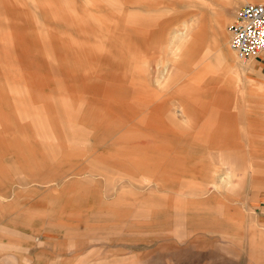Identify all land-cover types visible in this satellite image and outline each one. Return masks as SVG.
Here are the masks:
<instances>
[{
  "label": "crops",
  "instance_id": "0c3cea01",
  "mask_svg": "<svg viewBox=\"0 0 264 264\" xmlns=\"http://www.w3.org/2000/svg\"><path fill=\"white\" fill-rule=\"evenodd\" d=\"M88 1L0 0L2 254H7L9 246L17 250L24 240L33 243L43 239L34 230L57 227L72 232L80 230L85 238L97 241L120 238L123 229L136 227L144 230L145 237L156 232L180 241L191 232L195 221L211 229L209 218L206 222L199 212L214 211L201 208L211 205L221 208L219 213L228 214L223 221L233 211L232 204L219 200L232 195L231 185L216 184L225 177L217 165L207 160L208 150L222 147L231 136L232 129L224 124L222 114L213 127L205 124L196 130L193 118L188 119L186 129L180 131L175 127L177 120L185 125L182 112L187 109L208 110L214 117L215 107L222 110L227 107L225 87L203 89L211 93L212 99L206 101L196 102L197 97L192 95L202 88L199 82L203 74L224 69L222 56L213 53L217 39L223 45L226 42L223 24L215 22L216 28L211 24L212 31L218 34L208 35L204 28L205 13L210 11L208 20L216 21L218 11L212 5L221 7L231 0H206L198 7L193 6L199 28L180 41L171 58L177 60L192 52L195 61L205 59L210 64L204 70L195 67L174 88L179 92L178 116L166 112L161 98L167 85L175 82L161 79L157 75L161 68L149 78L147 62L142 64L149 57L145 54L152 42L148 29L159 26L161 16L159 13L145 16L140 12L151 13L157 3L91 0L90 5ZM131 4L140 11L122 15ZM108 10L114 13L113 17L104 13ZM154 46L166 47V41L155 42ZM162 58L165 67L168 59L163 55ZM251 59L253 69L264 74V52ZM191 83L198 88L188 87ZM188 101H195L198 107ZM223 116L225 119L226 114ZM209 120L206 123H211ZM261 139L255 142L260 143ZM197 140L208 145L201 148L194 143ZM224 155L226 160L220 164L225 170L235 173L232 167L243 166V160H232L229 153ZM253 163L262 168L257 166L255 170L254 190L258 192L264 190V155L256 157ZM238 173L234 174L240 180L236 186H242L243 168ZM140 193L143 199L139 201ZM257 195L261 201L264 199V194ZM261 201L239 211L246 220L240 223L243 226L237 232H225L228 237L244 239L249 231L244 233L243 227L251 226L257 249L251 264H264ZM110 206H117L118 210L112 213ZM210 216L215 218L213 214ZM152 220L172 225L169 230L167 225L152 227L148 224ZM97 222L117 225L92 230L90 225ZM76 238L72 245L80 239ZM189 244L194 246L192 242ZM29 254L34 256V252ZM5 259L0 257V261Z\"/></svg>",
  "mask_w": 264,
  "mask_h": 264
},
{
  "label": "rangeland",
  "instance_id": "374dc122",
  "mask_svg": "<svg viewBox=\"0 0 264 264\" xmlns=\"http://www.w3.org/2000/svg\"><path fill=\"white\" fill-rule=\"evenodd\" d=\"M24 1L32 2L35 0ZM151 1L157 3V5L155 6V10H153L151 13H146L145 11H141L140 13L145 16H155L153 14L159 13V15L161 16L159 19L161 21H158L159 26H155L154 28L150 27L151 29H148L151 32L150 40H152V42L151 45L147 47V54H145L149 57L146 58V60L142 64H145L147 62V65L149 67L147 74L149 75V78L152 79L154 76H156V71L161 68L157 75L161 79H168L175 82V84L167 85L161 98L167 106L166 112L169 115L175 113V115L178 116L179 113L176 112V109H181V106L180 101L178 100L179 92H175L174 88L177 87L178 83H182L184 81V78L189 77L194 71L195 67H199V69L201 68L202 70H204L207 66H209L210 62H207L205 59L195 61L192 58L194 56H191L192 52H186L181 56L180 59L178 58L177 60L171 57L176 52V47L178 46L180 41L182 39H188L195 30H198V14H193L195 11H197L193 6L196 4L195 7H198V5L206 2V0ZM236 1L238 2L235 3ZM257 1L259 0H231L228 3H224L221 7L219 5H212V7L218 11L216 14L217 20H212V23L208 20V14H210V11H207L208 13H205V19H207V21L204 24V28L208 35L211 36L212 34H214L215 36H217L218 34V31H212V28L210 27L211 24L212 26H214L215 22L220 25L223 24V29L226 35V42L223 45L220 39H217L216 43H214L213 45V53L214 55H218V57L220 55L222 56V58L224 59V69H212L211 71H207V73L203 74V77L199 82L202 88H200L197 93H193L196 95L192 96L197 97L198 100L196 102L206 101L212 99L211 93L207 92L206 90L204 91L203 89H209L211 86L225 87L223 96L225 97V100H227V107L224 110L219 107H215L214 110L217 112V114H215L214 117L210 115L211 113L208 110L203 111L199 108L190 111V109H187L186 112H182L185 125H183L184 122L182 124L181 122H178V120L175 121V127L181 131L182 129H186V127H188V119L193 118L196 125L195 129L201 130V128H203L205 124H207L209 127H213L218 122H220L219 118H221L220 114H222L224 124L227 123L228 126H230V128L232 129L230 131L231 136L226 139V142H224L223 144L221 143L222 147L217 148L216 146L215 149L208 150L210 158L207 159L217 165L222 171L221 174L224 175L223 178L225 177L223 182L218 181L219 183L216 184L227 182L229 185H231L229 193H231L232 195L219 199L223 200V203L226 205H233V211L230 217H228L225 221L221 220L222 218H224V216L227 217L228 214L219 213L221 208L214 205L206 208H201L203 210L212 208V210L214 211L211 213L199 212L201 216L204 215L205 218L203 220H206V222H208L207 219L209 218L210 221L208 226L211 229H208L207 227H205V225H201L203 222L195 221V226L193 227L191 232L185 234L183 239L180 241H173L166 236L161 237L156 232L152 233L151 235L146 234L145 237L144 230L138 229L137 227L134 229H123V233L119 234L121 235L120 238H107L103 241H97V239L95 238H85V235H78L80 239H82L84 245L77 252V254H80L81 256H83V258L86 256V258H88L87 261H89L88 264H91L93 260L92 257H94V255H99L101 257L107 253H112V255L116 257L119 256V258L125 259L136 255L135 257L139 258L138 261H141V263L143 264H251L250 259L256 257L257 250L255 247L256 242L254 241L255 235L254 231H252V228H249L251 226L246 225L245 228L243 227L244 233H246V231L251 232L248 233L246 237H244L245 240L237 236L233 238L228 237L226 233L231 231L237 232L239 230L238 228H241V226H243L240 223L243 220H246L245 214L239 211L243 210V208L248 209L249 205H258L260 203L258 201H261V196L257 194H264V190L258 192H256L257 190H254V187L257 186L255 170L258 165L253 163L256 157L259 158V156L264 155V74L256 71L255 68L253 69L255 65L252 59L241 61L235 57L228 46L229 34L227 31V27L232 22L237 8L246 2ZM225 2H227V0ZM92 3L93 2H89L90 5H93ZM134 11H140V9H138L135 4H131L127 11H125L122 15L132 14ZM9 12L11 13L10 8ZM166 12L169 13L166 14V16H162ZM104 13L106 15H109L110 10L105 11ZM111 14L114 13L112 12ZM111 14L110 17H113L111 16ZM18 16L20 15L18 14ZM180 29H182V31H180ZM162 35L164 36L161 38ZM161 40H163V42L164 40L166 41V47L158 48L157 46H154L155 42H160ZM205 48L206 47H203L202 49ZM199 53L204 54V51H201ZM162 55L164 57L166 56L165 59H168L167 66L165 67H162ZM150 58L151 60H149ZM215 60L216 58L214 60L212 59V62H214ZM195 64L196 66H194ZM150 75H153V77H150ZM153 85L156 86L154 83ZM188 87L198 88V86L194 85L193 83H191ZM188 103L197 106V104H195V101H188ZM224 114H226L225 119L223 116ZM208 119H210L209 121H211V123H206ZM180 131H178V133L181 137L182 134H180ZM261 137L263 139H261ZM259 139H261V142L256 143L255 141L258 142L260 141ZM194 143H196V145L201 148L204 147V145H208L206 141L205 143H203V141L199 143L197 140ZM224 153H229V157L232 160H243V166L232 167L235 173H238L243 168L242 186H236L237 183L239 184L240 182V180H238L239 176H237L239 175V173L237 175H234L235 173L225 170V166L220 164L224 162V160H226ZM250 157L253 159L250 160L251 163L249 164L248 159ZM82 162L83 163H81V165L84 164V161ZM10 163L12 162L10 161ZM258 167L260 168L261 166ZM140 170V173L142 174V168H140ZM246 188H250V191L246 192ZM57 199H60L59 196H57ZM142 199L143 195L140 193L137 200L140 201ZM261 204H263L264 206V199L261 201ZM112 207L110 206V208ZM117 210V206H114L111 211L112 213H115ZM194 214L198 215V212H195ZM211 214H213V217L215 218H211ZM261 215H264V212H261ZM261 219L264 221L263 216L261 217ZM148 224H151L152 227L160 224L167 225L166 229H170V225H172L170 222L163 220H152L149 221ZM110 225L115 226L117 225V223L97 222L92 223L90 226H93L92 230L94 229L101 231L104 230V227ZM247 228L249 229L247 230ZM166 229L164 231H166ZM31 231H35L36 234L40 233L39 236L41 238L42 235L51 236H45V241H51L50 244L45 243L47 247L42 248H38L36 245L22 244L20 245L21 253H19L20 255H18L20 256V258L16 260H6L2 262L3 264H34L31 256L32 254L29 253L34 252L35 255L39 250H44V252H46L47 254V257L45 258L43 256L38 258V260L40 261L39 264H48L49 262L56 261L58 263V260L54 259V257L56 255L64 256L63 254L67 252L66 248H69L67 246H71L75 241L74 237H63L60 231L53 230L51 228L47 229L46 231ZM78 232L80 233L81 231L78 230ZM208 232L211 235H206ZM76 241H79V239H77ZM190 242H192L194 246H190ZM25 246L27 247L26 250L28 251L26 252V254H23ZM175 248L176 250H174ZM71 251L72 250H69L67 254L69 252L70 254L73 253ZM10 255L12 254L7 251V257H9ZM27 255L30 256L26 257Z\"/></svg>",
  "mask_w": 264,
  "mask_h": 264
},
{
  "label": "built area",
  "instance_id": "2783aa9c",
  "mask_svg": "<svg viewBox=\"0 0 264 264\" xmlns=\"http://www.w3.org/2000/svg\"><path fill=\"white\" fill-rule=\"evenodd\" d=\"M228 46L238 60L264 52V0L239 6L228 25Z\"/></svg>",
  "mask_w": 264,
  "mask_h": 264
},
{
  "label": "bare ground",
  "instance_id": "6f19581e",
  "mask_svg": "<svg viewBox=\"0 0 264 264\" xmlns=\"http://www.w3.org/2000/svg\"><path fill=\"white\" fill-rule=\"evenodd\" d=\"M143 135V134H142ZM107 180H109V179H107ZM252 180V179H251ZM65 181V180H64ZM111 183V182H110ZM113 184H114V182H113ZM137 184H139V183H137ZM256 184V183H255ZM246 185V184H245ZM249 185H251V184H249ZM110 186H111V184H110ZM31 187V186H30ZM112 187V186H111ZM247 187H248V185H247ZM113 189V188H112ZM71 191V190H70ZM66 194V193H65ZM66 196V195H65ZM218 198V197H217ZM220 199V198H219ZM252 201V200H251ZM67 209V208H66ZM124 213V212H123ZM80 215V214H79ZM65 216V215H64ZM64 218V217H63ZM72 228V227H71ZM75 228V227H74ZM56 230L57 231H60V233L62 234V236L63 237H67V236H73V235H75L74 237H79L78 235H85V233L84 232H78V230H75L74 232H72L71 230H67L65 227H57L56 228ZM72 232V233H71ZM249 233H251V232H249ZM46 237H48L47 235H45ZM45 236H43V239H40L39 241H37V242H33V243H31V242H29L28 240L27 241H24L23 242V244L24 245H36L38 248H42V247H47L46 246V244L45 243H50L49 241H45ZM132 236V235H131ZM80 238V237H79ZM248 238V237H247ZM256 244V243H255ZM84 245V243H83V241H81L80 239H79V241H76V243H74V245H71V246H67V247H69V248H66V251L68 252L69 250H72L71 252H73L72 254H70V252L67 254V252L66 253H64L63 255L64 256H62V255H56L55 257H54V259H56V260H58V263H57V261L56 262H49L48 264H88V262L89 261H87L88 260V258H86V256L84 257V258H86V259H84L83 258V256H81L80 254H77V252L81 249V247ZM117 246V245H116ZM253 246V245H252ZM21 246L20 245H18L17 246V250H15V249H12V247L11 246H9L8 247V251L12 254V255H10L9 257H7V254H2L3 252H0V257L2 256V257H4L5 256V260H2V261H0V264L2 263V262H4V261H6V260H9V259H12V260H16V259H19L20 258V256H18V255H20L19 253H21V248H20ZM94 247V246H93ZM256 247V246H255ZM23 248V247H22ZM26 246H25V250H23V254H26V252L28 251V250H26ZM252 249V248H251ZM88 250V249H87ZM257 250V249H256ZM86 252V251H85ZM254 252V251H253ZM257 252V251H256ZM255 252V253H256ZM29 253V252H28ZM14 254V255H13ZM116 255V254H115ZM129 255V254H128ZM47 257V254H46V252H44V250H39L38 251V253H36L33 257H32V260L34 261V264H39V260H38V258H40V257ZM127 256V255H126ZM130 256V255H129ZM136 255H134V256H131V257H128V258H119V256L118 257H116V256H114V255H112V253H107V254H104L103 256H97V255H94V257H92V262H91V264H143V263H141V261H138V257H135ZM26 257H29L28 255L26 256ZM53 259V260H54ZM80 260H81V262H80ZM23 261V260H22ZM83 261V262H82ZM25 264V263H24Z\"/></svg>",
  "mask_w": 264,
  "mask_h": 264
}]
</instances>
